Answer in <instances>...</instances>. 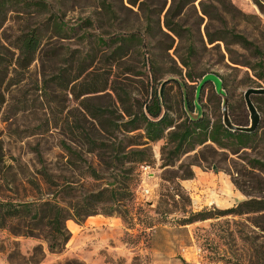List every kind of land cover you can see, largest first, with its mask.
I'll return each mask as SVG.
<instances>
[{
	"label": "rangeland",
	"instance_id": "374dc122",
	"mask_svg": "<svg viewBox=\"0 0 264 264\" xmlns=\"http://www.w3.org/2000/svg\"><path fill=\"white\" fill-rule=\"evenodd\" d=\"M27 1L34 0L0 6V201H31L69 184L77 197L57 194L68 207L118 181L124 206L107 215L112 205L103 201L99 214L81 223L67 220L71 240L58 253H50L44 239L17 234L12 224L0 227V264H69L73 259L85 264H264V212L184 221L201 210L217 212L250 197L264 199V95L252 96L261 121L248 144L221 138L227 148L197 145L173 165L166 164L173 157L166 136L154 142L143 129L127 132L122 123L129 120L127 111L138 110L152 89L169 79L165 99L177 124L200 109L211 123H222L223 97L215 90L221 78L232 119L250 124L244 91L264 86V67L258 66L264 60V0H184L173 19L179 35L165 26L173 0H44L67 35L47 37L29 63L14 43L50 14ZM225 30L243 34L261 51L231 44ZM208 32L225 33L227 39L210 43ZM130 34L137 38L125 42L127 53L117 59L100 41V36L107 42L118 36L114 48ZM85 54L88 69L73 80ZM55 74L63 79L51 81ZM209 74L214 75L197 97L198 85ZM81 82L101 90L76 98ZM184 94L200 108L190 112L183 106ZM85 99L104 116L89 115ZM133 150L145 153L126 155ZM254 161H260L256 168ZM143 163L151 164L154 173L147 179L152 188L147 197L140 188ZM88 166L99 179L88 174ZM190 170L194 176L185 178ZM35 246L43 252L35 254Z\"/></svg>",
	"mask_w": 264,
	"mask_h": 264
},
{
	"label": "trees",
	"instance_id": "16d2710c",
	"mask_svg": "<svg viewBox=\"0 0 264 264\" xmlns=\"http://www.w3.org/2000/svg\"><path fill=\"white\" fill-rule=\"evenodd\" d=\"M7 1L8 0H0V6H3ZM131 2L133 4H136V1L134 0ZM256 2L259 3L260 0H256ZM27 4L30 6H37V8L41 9L42 12H49L50 14L49 17H47L42 23L36 25V27H29L27 31L21 32L14 43L15 48L21 51V53L24 55L23 61L27 60V62L29 63L35 60L36 54L40 52L44 40L47 37L51 38L55 35L66 36L67 34H65L66 26L61 19L55 16L53 7L50 6L49 3L44 0H34L27 1ZM183 9L184 0L179 4L176 3L175 0H173L172 5L165 13V26L169 31L174 32L176 35H179V31H177L176 29L177 25L179 24L177 22L175 23L173 19L176 16H179ZM146 16L148 23H150V21L152 20L151 16H149V14ZM89 20L91 21L90 18ZM91 24H93V22H91ZM48 32H50V35L48 34ZM225 32H228L229 36L231 37V44L239 46L241 45L245 49H251L252 47H254L255 51H261L260 47L257 44L251 42L243 34L236 33L232 30H225ZM85 34L87 35L88 32H86ZM208 35L210 43L216 41L224 42V40L227 39V35L225 33L224 35H212L211 32H208ZM116 37L118 36H115L114 38ZM114 38L110 39V42H107L108 40H105L102 36H100V41H102L104 44H108V49H112V58L117 59L118 57H123L127 53L125 42H130V40L137 38V36L135 34L122 36L119 40V44H117L113 48V44L116 43ZM87 59L88 55L85 54L83 59H81L77 75L72 78L73 80L80 79L84 75V72L88 69V65L86 64ZM259 60L260 61L258 63V66L264 67V60ZM239 63L248 65L249 67H253L251 62L239 61ZM60 79H63V77L59 74H55L51 81H58ZM166 85L167 82L164 83L163 87L160 89L153 88L152 91L148 94L149 96H147L146 101L139 107L138 110L126 112L129 120L122 122L123 126L126 127L125 130L127 132H132L133 130L137 129H143L145 131V137L154 142H157L166 136L168 142L165 147L171 146L173 156L170 159L169 163L166 164L173 165L177 160L180 159L181 155L195 150L197 145L213 142L218 144L221 148L225 149L228 147V145H226L221 138H233L237 140L238 144L246 145L256 135L258 129L255 133L233 132L225 127V125L221 122L211 123V120L205 115L204 112L202 114L199 113L195 116L190 115L186 117L183 123L177 124L165 99ZM66 86H69V82L68 84L66 83ZM79 86L81 87V91L77 94L73 93L76 98L82 97L86 93H94L101 90V88H94L86 82H81ZM185 86H187L186 82ZM89 102L90 101L86 99L82 101L83 109L86 110V112H88V114L94 118L103 117V111H100V108L98 107H93ZM183 106L188 107L190 112H193L195 110V107H197V103L196 101L194 103L190 102L187 94H184ZM232 121L236 123L233 119ZM118 126L120 125L117 124L116 127ZM172 127L174 128L172 129ZM87 140L90 143L98 144L95 140H92L88 137ZM67 148L69 149V152L72 150L71 146H67ZM93 150L95 149L93 148ZM144 153L145 152L143 150H133L126 155H144ZM259 162L260 161H254V164H252L253 167L256 168V165H258ZM88 169L89 175L96 177L97 179L100 178V175L97 174V171L95 169H93L91 166H88ZM193 176L194 172L190 170L189 173H187L184 177L192 178ZM117 185L118 181H116L115 185H106L99 191H89L87 192V194L82 196L80 200H76V202L74 203L70 202V205L68 207L62 206L58 202L57 194L59 193L68 195L70 197H77V191L74 187H72V185L69 184L60 185L56 189V191L50 192L48 196H41L40 198L31 201H0V227L5 228L8 225L12 224L14 226V232L19 235H22L24 237L44 239L48 244V250L50 253L61 252L65 249L66 245L71 240V232L66 225L67 220L73 219L74 221L81 223V221L88 218V216L99 214L98 205L103 201L111 202L112 205V207L108 209L106 213L107 215H113L116 211H123L122 207L124 206V203H121V201L123 202L124 196L122 190ZM215 211L217 212L201 210L197 213L191 214L188 218H185L184 221H187L188 223H195L200 220L213 218V216L217 213H222L224 215H245V213L264 212V199H256L250 197L244 199L243 201H240V203L235 207H229V209L226 210L216 209ZM161 213L163 215H166V213H168V209L163 210ZM33 251L35 254H39L43 252V247L35 246ZM68 263L85 264L78 259L70 260Z\"/></svg>",
	"mask_w": 264,
	"mask_h": 264
},
{
	"label": "water",
	"instance_id": "95a60500",
	"mask_svg": "<svg viewBox=\"0 0 264 264\" xmlns=\"http://www.w3.org/2000/svg\"><path fill=\"white\" fill-rule=\"evenodd\" d=\"M214 74H209L208 76H205V78L200 82V84L197 87V97L201 94L200 91L202 89V87L204 86L205 83H208L209 81H211V78ZM220 78V77H219ZM171 80V79H169ZM164 81V83L168 82ZM221 81V87L218 88L215 86V90L216 92H218V94H220L223 97V121L222 123L225 125V127H227L229 130L233 131V132H246V133H255L260 125V121H261V113L259 112L258 107L255 106L253 100H252V96H257V95H264V86L263 87H250L248 89H246L244 92V97H245V101H246V106L249 109L250 112V124L248 125H238L236 123H234L232 121L230 112H229V108H228V96L226 94V92H224L223 90V80L220 78ZM162 84V87H163ZM161 87V88H162ZM197 103V109L200 108V106ZM200 112H198V114H202L203 111L200 109ZM197 114V115H198ZM215 168V166H214ZM115 183H109V186L114 185Z\"/></svg>",
	"mask_w": 264,
	"mask_h": 264
},
{
	"label": "built area",
	"instance_id": "2783aa9c",
	"mask_svg": "<svg viewBox=\"0 0 264 264\" xmlns=\"http://www.w3.org/2000/svg\"><path fill=\"white\" fill-rule=\"evenodd\" d=\"M153 166L151 164H142L139 168V172L141 173V189H142V196L147 197L150 196L152 192V188L147 183V179L151 178L154 173L152 172Z\"/></svg>",
	"mask_w": 264,
	"mask_h": 264
},
{
	"label": "crops",
	"instance_id": "0c3cea01",
	"mask_svg": "<svg viewBox=\"0 0 264 264\" xmlns=\"http://www.w3.org/2000/svg\"><path fill=\"white\" fill-rule=\"evenodd\" d=\"M70 229H71L72 231L76 229V225H75V223H72V225L70 226Z\"/></svg>",
	"mask_w": 264,
	"mask_h": 264
}]
</instances>
